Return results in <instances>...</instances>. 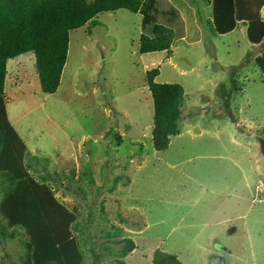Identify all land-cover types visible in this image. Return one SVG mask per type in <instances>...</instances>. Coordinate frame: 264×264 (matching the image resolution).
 I'll use <instances>...</instances> for the list:
<instances>
[{"label":"rangeland","instance_id":"374dc122","mask_svg":"<svg viewBox=\"0 0 264 264\" xmlns=\"http://www.w3.org/2000/svg\"><path fill=\"white\" fill-rule=\"evenodd\" d=\"M154 3L174 33L168 52L140 55L141 16L118 10L70 32L52 95L32 53L8 61L6 110L30 131L29 172L76 215L83 264L91 244L95 264H151L156 249L182 264H264V44L241 26L214 35L209 0ZM156 68L155 82L184 89L179 134L163 152L145 82ZM9 192L0 181V204ZM28 241L0 213V264L29 262Z\"/></svg>","mask_w":264,"mask_h":264},{"label":"trees","instance_id":"16d2710c","mask_svg":"<svg viewBox=\"0 0 264 264\" xmlns=\"http://www.w3.org/2000/svg\"><path fill=\"white\" fill-rule=\"evenodd\" d=\"M214 35L231 33L246 27V38L252 45L264 40V21L259 11L264 0H209ZM126 10L141 16L138 53L168 52L173 31L156 21L154 0H0V181L10 192L0 204L7 224L25 233V245L31 256L26 264H83L79 244L72 234L76 215L55 197L52 189L37 181L29 172L28 161L37 162L10 124L4 99L6 63L32 53L42 93L57 92L66 63L69 34L89 24L98 25L101 13ZM264 77V52L256 59ZM158 69L148 71L145 82L153 101L151 138L157 152L166 151L170 138L179 134L184 89L179 84L157 83ZM88 213V222L91 220ZM129 249L134 248L125 239ZM90 252L92 264L97 262L94 244ZM151 264H182L176 256L156 249Z\"/></svg>","mask_w":264,"mask_h":264},{"label":"crops","instance_id":"0c3cea01","mask_svg":"<svg viewBox=\"0 0 264 264\" xmlns=\"http://www.w3.org/2000/svg\"><path fill=\"white\" fill-rule=\"evenodd\" d=\"M259 14H260V17H261V19L264 21V4L262 5V7H261V9H260V11H259ZM243 27V30H244V32H245V35H246V27H244V26H242ZM237 29V28H236ZM264 44V40L260 43V44H258V45H252V44H250V45H252V46H260V45H263ZM262 52H264V50L262 51ZM19 57V56H18ZM8 61H7V63H6V77H5V82H4V99H7V93H9V91L7 90L8 88H9V86H7V84L8 85H10L11 84V82H9V81H11L10 80V78H9V72L7 71V69H8ZM15 66H16V68H17V64H15ZM6 103V102H5ZM6 105V104H5ZM6 113H7V110H6ZM7 118H8V115H7ZM8 120H9V118H8ZM9 122H10V124L14 127V124L9 120ZM14 129H15V131L17 132V134L19 135V137L23 140V142L25 143V145L27 146V149H28V151H29V144H31L32 146L34 145V143H33V140H31L30 138H29V135H30V131L28 130V129H26V128H19L18 130L14 127ZM21 130V131H20ZM24 135V136H23ZM28 135V136H27ZM27 136V137H26Z\"/></svg>","mask_w":264,"mask_h":264},{"label":"water","instance_id":"95a60500","mask_svg":"<svg viewBox=\"0 0 264 264\" xmlns=\"http://www.w3.org/2000/svg\"><path fill=\"white\" fill-rule=\"evenodd\" d=\"M261 153H262V155L264 156V142L262 141L261 142Z\"/></svg>","mask_w":264,"mask_h":264}]
</instances>
